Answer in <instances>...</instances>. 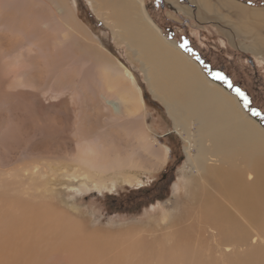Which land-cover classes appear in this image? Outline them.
<instances>
[{"label": "bare ground", "instance_id": "bare-ground-1", "mask_svg": "<svg viewBox=\"0 0 264 264\" xmlns=\"http://www.w3.org/2000/svg\"><path fill=\"white\" fill-rule=\"evenodd\" d=\"M168 1L192 16L189 6ZM89 2L185 141L181 202H167L161 230L150 234L138 221L94 226L63 203L68 190L136 181L143 163L159 172L170 149L153 137L134 74L80 22L71 0H0V158L15 163L0 170V264H264L262 125L163 34L145 0ZM190 2L201 20L236 15V33L252 37L247 50L264 57V10ZM58 88H68L70 99L59 98ZM98 130L114 148L80 146ZM127 135L136 138L130 155L119 150L129 147ZM37 148L42 159L21 155Z\"/></svg>", "mask_w": 264, "mask_h": 264}, {"label": "rangeland", "instance_id": "rangeland-1", "mask_svg": "<svg viewBox=\"0 0 264 264\" xmlns=\"http://www.w3.org/2000/svg\"><path fill=\"white\" fill-rule=\"evenodd\" d=\"M221 1L223 0H214L216 4ZM226 1H234L249 8L264 10V0ZM71 2L76 9L80 22L91 31L96 40L114 58L119 60L134 74L142 91V97L143 99L145 98L144 103L147 106V112L149 111L148 124L152 127V133L155 134L153 137H156L162 145L169 146L171 155L167 166H164L157 173V169H154L155 173H152L151 170L153 169L150 168L151 166L143 163L144 167H139L136 169L138 171L132 175L134 178H139L138 180L131 183L119 179L114 188L103 185V192L92 190L85 193H77L68 190L62 194L63 203L74 204L76 208H73V210L82 212L83 215L92 219L94 226L103 221L116 229L119 226L138 221L144 224L149 234L150 232H158L161 229L157 222H164L165 214L166 212L168 213L170 208V205H166L167 202H181L178 195L184 183L182 170L186 163L185 141L177 133L175 123L165 106L152 95L140 67L136 63L131 62L126 49L117 44L111 30L96 16L89 0H71ZM179 3L189 6L192 9V16L178 10L168 0H145L146 9L151 19L158 25L163 34L169 40L176 41L177 45L186 54L190 55L201 65L207 77L211 74L207 70V65L209 64L211 66L209 70L214 74L212 78L209 77L212 81L216 82V74L218 73L216 71H221L225 79L217 83L237 96L244 110L264 128V57L257 56L251 50H247V47H251L253 43L252 37L236 33L233 27L236 24L234 23L237 19L236 15H232L230 21L215 18L201 20L198 17L197 7L190 0H179ZM221 12L231 15L224 7ZM261 30L260 33H264V30ZM185 44H187V50L184 47ZM199 56H202L205 60L204 63H200ZM228 78L235 84V88L243 93V96L238 95L229 88ZM33 84L34 82L28 88L30 91H35L31 89ZM41 90V97L48 95L47 91L49 88L42 86ZM68 92V88L56 89L59 98L67 97L70 99ZM79 96L80 94L76 93L75 98ZM241 98L244 99V104ZM75 103L77 107H80V103L77 100ZM254 113H258V115ZM125 138L129 143V147L122 145L119 150L121 152H129L128 154L130 155L136 138L131 135H127ZM84 139L85 142L80 145L82 147L95 146L97 144L104 149H112L116 144L112 137L102 130H98L96 134L87 136ZM126 141L122 143L125 144ZM77 148L76 146L75 149ZM140 151L144 154L143 159L151 162L154 158L150 154L151 150L148 146L142 145ZM21 155L33 159L43 158L41 149L38 148L35 155L24 151L23 153L21 152ZM53 155L56 156V154ZM75 155L74 158H70L72 163H78ZM0 161V170L4 172H8L15 165L9 157L0 158ZM19 164H21V161ZM176 206L180 207V205Z\"/></svg>", "mask_w": 264, "mask_h": 264}, {"label": "trees", "instance_id": "trees-1", "mask_svg": "<svg viewBox=\"0 0 264 264\" xmlns=\"http://www.w3.org/2000/svg\"><path fill=\"white\" fill-rule=\"evenodd\" d=\"M198 53H200V52H198ZM201 54H202V53H201ZM199 59H200V63H204V62H205V60L202 58V56H199ZM210 67H211V66L208 64V65H207V70L209 71V73H211L209 77L212 78L214 74H212V72L209 70ZM216 72H218L221 76L223 75L221 71H216ZM223 76H224V75H223ZM224 77H225V76H224ZM226 77H227V76H226ZM215 81H216V83H217V82L220 83V82L223 81V80H221V79H217V78H216ZM227 81H228L229 88L232 89L234 92L237 93V89L235 88V84L230 80V78H228ZM238 88H239V87H238ZM232 94H233V93H232ZM241 101H242V103L244 104V99L241 98ZM252 118H253V117H252ZM255 120H256V119H255Z\"/></svg>", "mask_w": 264, "mask_h": 264}, {"label": "snow or ice", "instance_id": "snow-or-ice-1", "mask_svg": "<svg viewBox=\"0 0 264 264\" xmlns=\"http://www.w3.org/2000/svg\"><path fill=\"white\" fill-rule=\"evenodd\" d=\"M184 47L187 50V44H185ZM216 78L217 79H221V80H224L225 79V77L221 76L219 73L216 74ZM237 94L240 95V96H243V93H241L239 91V89H237ZM254 114L258 115V113H254Z\"/></svg>", "mask_w": 264, "mask_h": 264}]
</instances>
